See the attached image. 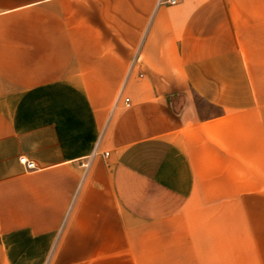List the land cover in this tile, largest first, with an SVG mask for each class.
Instances as JSON below:
<instances>
[{
	"label": "crops",
	"instance_id": "obj_1",
	"mask_svg": "<svg viewBox=\"0 0 264 264\" xmlns=\"http://www.w3.org/2000/svg\"><path fill=\"white\" fill-rule=\"evenodd\" d=\"M0 264H264V0H0Z\"/></svg>",
	"mask_w": 264,
	"mask_h": 264
},
{
	"label": "built area",
	"instance_id": "obj_2",
	"mask_svg": "<svg viewBox=\"0 0 264 264\" xmlns=\"http://www.w3.org/2000/svg\"><path fill=\"white\" fill-rule=\"evenodd\" d=\"M124 99H125L126 103L128 104V100H129L128 97H124ZM105 152L108 153L107 151H105ZM19 161L24 165L26 170H31L32 168L36 167L34 160L29 159L25 155H20Z\"/></svg>",
	"mask_w": 264,
	"mask_h": 264
}]
</instances>
